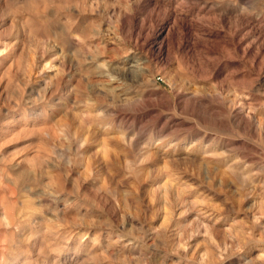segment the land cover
<instances>
[{
	"label": "rangeland",
	"instance_id": "rangeland-1",
	"mask_svg": "<svg viewBox=\"0 0 264 264\" xmlns=\"http://www.w3.org/2000/svg\"><path fill=\"white\" fill-rule=\"evenodd\" d=\"M0 264H264V0H0Z\"/></svg>",
	"mask_w": 264,
	"mask_h": 264
}]
</instances>
